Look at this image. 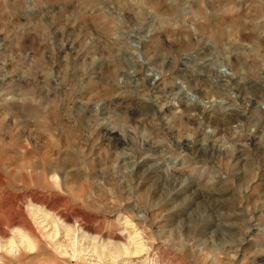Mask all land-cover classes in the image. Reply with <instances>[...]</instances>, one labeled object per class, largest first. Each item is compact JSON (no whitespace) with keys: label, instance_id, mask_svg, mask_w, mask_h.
<instances>
[{"label":"rangeland","instance_id":"1","mask_svg":"<svg viewBox=\"0 0 264 264\" xmlns=\"http://www.w3.org/2000/svg\"><path fill=\"white\" fill-rule=\"evenodd\" d=\"M263 104L264 0H0V264H264Z\"/></svg>","mask_w":264,"mask_h":264},{"label":"bare ground","instance_id":"2","mask_svg":"<svg viewBox=\"0 0 264 264\" xmlns=\"http://www.w3.org/2000/svg\"><path fill=\"white\" fill-rule=\"evenodd\" d=\"M157 75V74H156ZM219 76H222V77H225V78H227L228 76L227 75H225L224 73H219ZM233 75H231V76H229V77H232ZM189 85V84H188ZM188 85L187 84H183V82H181V83H179V85H178V92H177V95H182L184 98H185V100H189L190 99V89H189V87H188ZM184 98H182L183 100H184ZM181 100V99H180ZM180 100H177V106L178 107H180ZM206 103V102H205ZM175 104V103H174ZM195 104L196 105H194V107H191L190 108V110H197L200 114H210V111H208L207 110V106H205L204 104H201V102H199V101H196L195 102ZM200 105V106H199ZM263 106H264V104H263ZM186 109V108H185ZM187 109H189V107L187 108ZM189 110V111H190ZM214 113V112H213ZM210 115H212V114H210ZM214 115V114H213ZM206 118H209V117H206Z\"/></svg>","mask_w":264,"mask_h":264}]
</instances>
